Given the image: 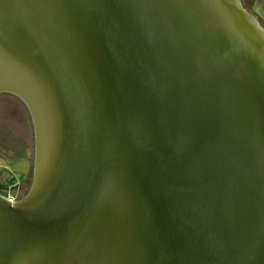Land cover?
I'll return each mask as SVG.
<instances>
[{
	"label": "water",
	"instance_id": "95a60500",
	"mask_svg": "<svg viewBox=\"0 0 264 264\" xmlns=\"http://www.w3.org/2000/svg\"><path fill=\"white\" fill-rule=\"evenodd\" d=\"M0 94L34 135L0 264H264V27L239 0H0Z\"/></svg>",
	"mask_w": 264,
	"mask_h": 264
},
{
	"label": "rangeland",
	"instance_id": "374dc122",
	"mask_svg": "<svg viewBox=\"0 0 264 264\" xmlns=\"http://www.w3.org/2000/svg\"><path fill=\"white\" fill-rule=\"evenodd\" d=\"M241 2L250 13L260 19L264 26V0H241ZM27 112L24 105L14 96L0 95V141L15 146L17 152L21 144H25L29 148L28 156L32 160L31 148L34 149V135ZM2 166L5 164L0 162V167ZM32 167V162L29 161L28 169Z\"/></svg>",
	"mask_w": 264,
	"mask_h": 264
},
{
	"label": "flooded vegetation",
	"instance_id": "af4514ba",
	"mask_svg": "<svg viewBox=\"0 0 264 264\" xmlns=\"http://www.w3.org/2000/svg\"><path fill=\"white\" fill-rule=\"evenodd\" d=\"M239 1L241 2V0ZM244 9L248 11L245 7ZM248 13L250 12L248 11ZM250 14L253 15L252 13ZM254 17L262 25L260 19L256 16ZM1 143H3V145ZM14 147L3 141H0V162H3L5 164V166L0 167V195L10 200L11 202L17 201L26 195L33 178V167L29 170L28 163L29 161L32 162L33 166L34 149L31 148V160L28 156L29 148L26 147L25 144H21L18 152L16 150L17 148Z\"/></svg>",
	"mask_w": 264,
	"mask_h": 264
}]
</instances>
